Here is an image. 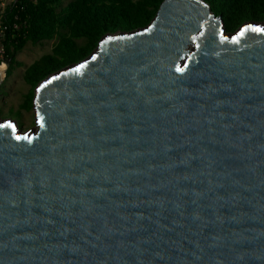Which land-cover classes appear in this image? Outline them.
I'll return each instance as SVG.
<instances>
[{
    "label": "water",
    "instance_id": "95a60500",
    "mask_svg": "<svg viewBox=\"0 0 264 264\" xmlns=\"http://www.w3.org/2000/svg\"><path fill=\"white\" fill-rule=\"evenodd\" d=\"M256 29L162 0L41 80L37 129L0 122V264H264Z\"/></svg>",
    "mask_w": 264,
    "mask_h": 264
},
{
    "label": "trees",
    "instance_id": "16d2710c",
    "mask_svg": "<svg viewBox=\"0 0 264 264\" xmlns=\"http://www.w3.org/2000/svg\"><path fill=\"white\" fill-rule=\"evenodd\" d=\"M162 0H12L5 4L2 19L7 23L5 69L7 78L25 44L56 38L50 51L27 64L23 79L29 84L23 100L10 111L20 120L22 109L33 106L35 86L51 73L88 56L100 38L109 32L132 31L145 27ZM220 14L226 32L254 21L264 25V0H205ZM13 22H17L15 27ZM2 63V62H0ZM4 83L0 85V91Z\"/></svg>",
    "mask_w": 264,
    "mask_h": 264
},
{
    "label": "rangeland",
    "instance_id": "374dc122",
    "mask_svg": "<svg viewBox=\"0 0 264 264\" xmlns=\"http://www.w3.org/2000/svg\"><path fill=\"white\" fill-rule=\"evenodd\" d=\"M12 0H0L5 5ZM56 38L43 40L33 43L28 41L25 46L16 54V58L22 62L21 65H16L11 74L5 78V74L0 81L4 83L0 91V122L5 119H10L15 122L16 128L21 131L33 132L37 129L35 109L32 106L29 110L22 109L20 120L10 111V107L16 108L22 102L25 92L29 84L23 79V70L27 64L39 57L42 53L50 51ZM4 62L0 63L3 65Z\"/></svg>",
    "mask_w": 264,
    "mask_h": 264
},
{
    "label": "built area",
    "instance_id": "2783aa9c",
    "mask_svg": "<svg viewBox=\"0 0 264 264\" xmlns=\"http://www.w3.org/2000/svg\"><path fill=\"white\" fill-rule=\"evenodd\" d=\"M4 6L0 2V62H3L5 60V40H6V30H7V23L3 21L2 15H3V9ZM15 27L18 26L17 22H13Z\"/></svg>",
    "mask_w": 264,
    "mask_h": 264
},
{
    "label": "bare ground",
    "instance_id": "6f19581e",
    "mask_svg": "<svg viewBox=\"0 0 264 264\" xmlns=\"http://www.w3.org/2000/svg\"><path fill=\"white\" fill-rule=\"evenodd\" d=\"M5 71V63L3 65L0 64V79L3 77Z\"/></svg>",
    "mask_w": 264,
    "mask_h": 264
},
{
    "label": "snow or ice",
    "instance_id": "6c2138e0",
    "mask_svg": "<svg viewBox=\"0 0 264 264\" xmlns=\"http://www.w3.org/2000/svg\"><path fill=\"white\" fill-rule=\"evenodd\" d=\"M257 31H264V29H256ZM79 69H77V71H78ZM178 70H180V71H183V69H178Z\"/></svg>",
    "mask_w": 264,
    "mask_h": 264
}]
</instances>
